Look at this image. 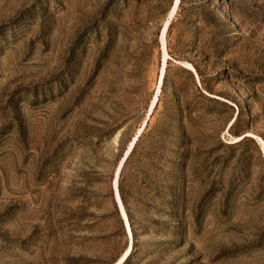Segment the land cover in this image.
Here are the masks:
<instances>
[{
	"label": "rangeland",
	"instance_id": "1",
	"mask_svg": "<svg viewBox=\"0 0 264 264\" xmlns=\"http://www.w3.org/2000/svg\"><path fill=\"white\" fill-rule=\"evenodd\" d=\"M173 1L0 0V264H264V0H178L157 87Z\"/></svg>",
	"mask_w": 264,
	"mask_h": 264
},
{
	"label": "bare ground",
	"instance_id": "2",
	"mask_svg": "<svg viewBox=\"0 0 264 264\" xmlns=\"http://www.w3.org/2000/svg\"><path fill=\"white\" fill-rule=\"evenodd\" d=\"M177 3H178V0L173 1L172 5L170 7L169 13H168V18H167V20L165 19V22L163 23V25L159 31L158 42H159V49L161 51V64L159 66L158 74H157V82H158L157 87H158V85L161 84V82L163 80L164 73H165L166 60L168 58V54H167V50H166V40H165L167 25H168L169 19L171 18V16L173 15L174 11L177 8ZM180 64H182L185 67L191 68V66L188 63L183 62ZM156 100H157V92L151 98L148 113H150L153 110L155 103H156ZM230 139L232 141L237 140V138H234V137H232ZM135 140H136V137H134L133 141H131L129 143V145L127 146V148L125 149L124 155L122 156L118 165L115 168L114 177H113L114 200H115V203L119 209L120 217L122 219L126 234L128 236H130V229H129L128 221H127L126 215L124 213V210H123V207L121 204V200H120V197H119V194L117 191L116 180H117L120 168H121L125 158L127 157L129 152L131 151L132 145H133ZM130 250H131V246L129 244L113 264H123L124 261L126 260V258L128 257Z\"/></svg>",
	"mask_w": 264,
	"mask_h": 264
},
{
	"label": "water",
	"instance_id": "3",
	"mask_svg": "<svg viewBox=\"0 0 264 264\" xmlns=\"http://www.w3.org/2000/svg\"><path fill=\"white\" fill-rule=\"evenodd\" d=\"M111 189H112V191H114V190H113V186H111ZM113 193H114V192H113Z\"/></svg>",
	"mask_w": 264,
	"mask_h": 264
}]
</instances>
